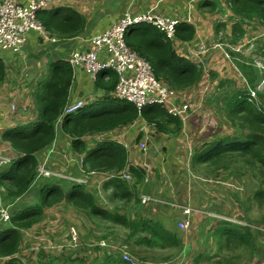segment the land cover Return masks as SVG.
Segmentation results:
<instances>
[{
  "label": "trees",
  "instance_id": "1",
  "mask_svg": "<svg viewBox=\"0 0 264 264\" xmlns=\"http://www.w3.org/2000/svg\"><path fill=\"white\" fill-rule=\"evenodd\" d=\"M219 1L224 3L227 13L236 16L240 20L251 21L264 30V0ZM217 6L214 2H198L196 14L198 17L203 14L206 15L205 20L208 21L209 13L216 11ZM37 19L51 36L58 39L75 37L83 31L85 26L83 18L67 8L51 7L50 9L41 10L37 13ZM243 23H241V27L244 26ZM198 24L201 27L202 23L200 21H198ZM240 29V26L235 27V31L243 32ZM176 35L180 42L191 44L195 40V29L187 23H181L177 27ZM125 42L132 51L150 63L156 78L173 90L183 91L204 80L203 68L197 66L194 60L184 54L179 55L165 35L155 28L149 26L137 27L125 35ZM183 51H186L184 47ZM261 52V55H264V48ZM250 66L257 72L259 71L252 63ZM240 69L245 71V64L243 67L240 66ZM50 70L51 75L43 86L46 92L37 101L36 105L40 108L35 109L32 121L23 124V126L20 123L19 127L9 128L1 136L2 141L7 142L18 155L22 156L16 157L6 166H0V188H4L5 195L11 199L24 196L30 189L36 175L37 154L54 142L55 124L67 102L72 82L71 67L66 62L57 61L50 67ZM5 77V64L0 58V85L4 83ZM105 77H108L107 81H104ZM256 81H258V77L253 76L249 78L248 83L252 85ZM96 82L102 89L112 94L117 78L113 71L106 70L97 76ZM42 85L39 89H42ZM102 102L109 103V108L87 114L84 107L79 113L66 117L62 124L63 134L68 139H77L73 142L70 141V150L84 156L83 167L87 172H113L118 176L125 169H128L134 179L132 185L129 186L128 183L115 178L106 186L107 189L109 187L113 189L111 197L115 196V199L125 200L129 203L134 200V206H137L140 201L136 199V188L143 182L144 171L130 167L128 154L124 146L117 142L103 141L102 143L93 144V147L89 149L81 139L85 136L102 135L128 128L138 120L143 121L147 126H153L156 133L176 137L181 132L183 124L180 120L169 117L160 106H150L138 110L132 104L120 101L112 95L93 105ZM229 103L232 106L231 116L237 117L240 113L245 114L244 121H246L249 130V133L245 136L246 139L238 141V139L223 138L204 146L192 156L191 166L193 168H211V172L214 173L213 167H218L223 159L234 158L235 156L252 166L258 165L264 169V112H260L261 110L256 108L257 101H253L248 94L238 92L230 99ZM19 121L21 122V120ZM29 124L32 125V128L27 127ZM136 139L140 142L143 139L142 134H138ZM71 163L76 166L75 162L72 161ZM255 197L264 199L262 193H257ZM60 202H64L75 210L102 221L129 229L127 240L136 235L146 233L150 235L148 239L145 236L136 239L134 241L135 245H156L160 248L165 246L175 248L181 245L177 234L160 229L158 223H149L144 220L130 221L124 215H120L118 211L117 213L109 212L101 208L96 203L93 194L83 185L75 184L69 192L53 185L41 189L38 203L33 207L14 211L13 215V212L11 213L10 223L0 229V258L18 257L24 250L29 249L26 239L40 233L43 230L42 226L45 230L52 228L54 218L68 221V217L64 218L57 212L52 211L53 207ZM214 220H218L219 225L222 224L221 226H214V228L220 230L219 236L225 235L230 240H235L240 245L249 247L252 256H254L256 245L253 244L252 231L247 230L248 228H245L244 231L232 230L230 227L232 225L227 221ZM178 222L179 220H176L175 227L180 231L177 227ZM261 234L264 235V232L262 231ZM96 239L100 240V237H96ZM94 242L97 245L98 241ZM81 243L82 246L77 253L69 257L68 262L63 261V264H92L94 259L100 262L96 258L100 253L99 246H95L96 252L93 253L89 248L93 247L94 243L87 245L82 238ZM86 247L87 250L85 251L84 248ZM90 252L93 253L94 259H90ZM43 253L40 251L36 253L38 256L35 261L36 264H43V260H45L44 264H58L61 261L60 258L54 259L45 253L54 259V261H51L48 257L43 256ZM104 253L103 261L106 264H111V254ZM4 264L22 263L18 258H11L5 261Z\"/></svg>",
  "mask_w": 264,
  "mask_h": 264
},
{
  "label": "crops",
  "instance_id": "2",
  "mask_svg": "<svg viewBox=\"0 0 264 264\" xmlns=\"http://www.w3.org/2000/svg\"><path fill=\"white\" fill-rule=\"evenodd\" d=\"M27 1L28 0H21L22 3H26ZM203 1L214 2L218 5L216 11H214L213 13H209V17L207 18L208 21L205 20L206 15L204 14L198 17L196 14L197 9L194 8L195 6L193 3L196 2V6H198V2ZM52 7L58 9L67 8L78 13L85 21L83 31L72 38L58 39L51 36L54 42H43L35 34H30L27 36L25 46L20 53L12 54L0 51V58L5 64V80L7 79L9 83V86L8 84H6L3 88L0 89V142L2 143L0 144V146H4V148L0 150V153L3 155L2 157L9 156L11 160L15 158H13V156H15L14 153L16 152L10 147L7 142L1 141V136L5 130H8L9 128L19 127L20 123L21 126H23V124L27 123L31 118L34 117V111L36 107H38L35 105L37 104L39 98H34L32 94L35 91V87L37 86V84L38 90L39 87L43 84L40 80L41 76L44 75L47 69L57 61H63L67 63L69 56H71L73 53L87 51L90 48L87 40L93 36L102 34L109 27H111V25L116 23L124 13L130 12L133 14H137L153 10L159 15L166 16L171 19H179L181 23H187L186 18L188 14H191L193 24H187L191 25L195 29V40L193 43H191L195 47L202 44L207 46L208 44L215 42L216 38L218 37L216 34L219 33L222 29L226 30L227 36H230L231 33L229 26L232 24V22H236V16H232L231 14L227 13L224 3L219 0H56ZM188 9L190 10L188 11ZM198 21L202 23L201 27L199 26ZM243 24V33L247 32L248 28H251V30L253 29V27H251V25H253L251 21L244 20ZM38 40L40 42H38ZM241 42H246V40L242 39ZM184 43L185 42H179L177 47L173 46L179 55L183 54ZM230 43L238 45L235 40ZM216 55L218 56L215 57ZM205 61L206 67L210 71V76L213 75V83L216 82V78H239V76L232 72L230 63L223 58V55L220 51L214 52L210 50L205 55ZM203 69L205 70V68ZM71 70L72 82L67 98V103L83 101L86 104L85 108H87L88 106H92L94 103L100 102L104 98L109 97V92L105 89H102L96 81L93 82L84 70ZM30 93L32 96H30ZM185 94L187 96H184V99H186L187 97L190 98V94H187L186 92ZM15 104L18 106V108H16ZM10 105L11 107L14 106L16 109L20 108L21 110H28L25 112V114L20 111L18 113H13L10 110ZM12 115H14V117ZM18 119L21 120V122ZM180 133L178 134V136L180 135ZM138 134H142V138H150L148 142V150L144 154L139 151L138 144L135 143ZM161 136H165L168 138L178 137H173L171 135L166 136L160 133L155 134V132L150 129V126H147L143 121L138 120L128 128L109 132L108 135H106L104 142H117L123 145L128 154V163L130 167L136 169L139 168L144 171L143 182L141 185L137 186V193L135 194L136 199L140 201V204H138L137 206L132 205L135 203L134 200H132L130 203L127 202L129 203L128 205L131 207V210L133 209L131 212H134V214L130 217L128 215L126 216V214L130 212L127 213V211L124 209L120 210L122 212V214L120 213V215H124L127 220L130 221L144 220L149 223H158L161 227L160 229H165L170 233L177 234L178 238L181 241V245L179 247L173 248L178 252L176 253V256L173 257L154 253L156 249L164 250L166 246L160 248L156 245L144 246L134 244V241L140 237L145 236L148 239L150 237L148 233L136 235L135 237L129 238V240H127V238L129 237L127 228L121 227L119 225H113L106 221H100L99 219L93 217L89 219L88 223L94 229H97V225L101 226L104 233L102 231L98 233V235L100 236V240H97L95 238L96 236L90 234L92 230H87L88 232H85V230L81 227H77V229L80 228L79 231L81 233L83 231L87 238H92L90 239V244L94 243L93 247L99 246L100 253L96 258L100 260V264H106L105 261H103L105 255L104 252L111 254V262L114 259L116 264H126L122 261L121 256L116 254L118 252V246H126L127 249H129L127 250L129 251L128 253L134 259H142V264H168L166 262H169L173 259L176 261H171V264H208L207 262L209 260H212L211 257L204 256V254L199 253V250H195L197 248L195 246L196 238L191 237L190 234L195 229H201L205 226V228H210L217 225L220 226L218 222H214L218 220H214L213 218L209 217L207 215L208 213H205L204 209L198 210L199 207L197 208L196 203H198L199 199H197V193L195 191H192V188L189 187L191 176L189 169L186 170L184 167L186 163L182 164L184 161V156L181 157L183 151L180 150V145H178L180 143L179 141H177L178 139L165 142ZM81 140L86 143L87 148L90 149L91 147H93L91 139L87 136L83 137ZM70 141V138L68 139V137L63 134L62 126L56 123L55 140L49 147L37 154L38 164L45 161L47 151L52 146H54L58 155L48 160L47 167L50 168V170L62 175H66L67 173L70 175V177L80 176L81 173L78 169V166L72 165L71 158L76 157L77 160L83 155H80L76 152H71ZM158 149L161 150V156L159 157L157 154ZM6 152L7 154H3ZM153 163H155L154 168H156V170H154V172H151L149 165L153 167ZM111 174H113V172H88L89 185L85 188H87L90 193L93 194L95 200L100 201L98 202L101 206H103V199L99 195V192L102 191L104 195H107L111 192L112 188L109 187L110 189H107L106 186L108 183L115 179H111ZM36 181H44L43 183L49 182V180L46 179H34L33 182ZM91 182L97 183V187L99 188V192L97 194L94 190L96 186ZM133 182L134 179L132 177L130 184H133ZM182 187L186 188L181 189ZM208 191H211V193L215 192L212 188H209ZM202 194H204V192ZM206 195H208V193ZM145 197H150L151 200L146 204H142L141 200ZM210 199L211 198H206V204H212V200L210 201ZM61 203L65 205L64 202ZM225 204H229V202L225 201ZM58 205L54 206L52 211H55L60 216L67 218L68 216H66L63 209L61 210L57 208ZM181 207H189L193 209L191 215V230L188 233L180 232L175 227L176 220H180L181 218ZM24 208L28 207H23L21 209ZM103 209L109 212L117 213V211L114 209L113 211L109 208ZM81 213L88 217L90 216L86 213ZM215 213H218L217 215L227 216L224 210H222V212ZM68 218V222L76 225L79 224L78 221L76 222L72 216ZM205 220L207 221L206 224ZM116 228L121 229V232L127 234L126 242L130 241V243H126V245L118 243L111 244L110 246L107 245V243H109L107 242L108 237L115 234L105 232V229H109L110 231L113 229L116 231ZM47 233H51V231L46 230L44 233L40 232L37 235L29 236L28 239H26L27 245L31 248L33 246H36L42 239L45 238L55 241L53 237L47 238V236L45 235ZM188 236H190V238H188ZM220 237H222V235ZM227 239L229 238L227 237ZM94 241H98L97 245ZM104 241L107 242L105 244L107 247H101L99 245L101 243L104 244ZM192 244L194 245V247L192 246ZM189 245H191L193 248L192 253H190L192 248ZM30 248L29 250L22 252L18 257H15V259L25 257L27 258L26 264H36L35 261L38 256L35 255L31 257ZM108 249H111L113 252L108 251ZM92 254L90 255V259H94ZM60 260H62L61 257ZM92 264H96V261L92 262Z\"/></svg>",
  "mask_w": 264,
  "mask_h": 264
},
{
  "label": "rangeland",
  "instance_id": "3",
  "mask_svg": "<svg viewBox=\"0 0 264 264\" xmlns=\"http://www.w3.org/2000/svg\"><path fill=\"white\" fill-rule=\"evenodd\" d=\"M193 4L195 6L194 8L197 9L196 2ZM242 22H244V20H240L236 17V22H232V24L229 26L231 33L230 36H227L226 30L222 29L219 33L216 34L218 36L216 38V41L207 45L209 48L216 44H221L223 46L224 51L227 52L230 59L233 58V60L232 62H230L225 58L224 54L223 58L230 63L232 72L239 76V78H216V82L213 83V75L210 76V71L206 67V61L200 59L194 60L197 66L205 68V70L203 69V74L205 75V77L204 80L202 82H199L196 86L183 90L182 96H187L185 92L187 94H190V99L187 100L190 105V117L186 123H182V130L177 138H168L165 136H161L165 142L178 139L177 141H179L180 143L178 144L180 145V150H182L184 153L181 154V157L184 156V161L182 164L186 163L184 167L186 170L189 169L191 176L189 187L192 188V191H195L198 194H196L197 199H199L198 203H196L197 208L199 207L198 210L204 209L205 213H208L207 215L211 218H220V220H226L229 224L232 225L230 226L232 230L238 229L240 231H244L245 228H248L247 230L252 231L253 233V244L255 243L256 245L254 256H252V251L249 247L242 246L235 240L227 239L225 235H222V237L218 236L220 230L214 228L213 226L210 228H205L206 226L203 225L205 227H202L201 229H195L190 234L191 237L196 238L195 246L197 248L195 250H199V253L212 258V260H209L207 262L208 264H264V235L261 234L262 231L264 232V199H262L261 197H255L257 193H262L264 195V169L258 165L252 166L242 159L236 158L235 156L234 158H225L221 161L218 167H213L214 173L211 172V168H193L191 166L192 156L198 150H201L204 146L212 144L213 142H217V140H222L223 138L238 139V141H244V139H246L245 136L247 133H249V130L246 121H244L245 114L240 113L237 117L231 116L232 106L229 102L236 93L239 92L248 95L250 93H253L254 97L251 99L253 101H257L256 108L258 110H261L260 112H264V87L258 89L257 86V84L260 82L259 79H261L260 76L263 73H258L259 71L257 72L253 67L250 66L251 63L255 66V68L264 66V55H261V51L264 48V30L259 25L253 24L251 25L253 29L251 30V28H248V31L245 33L235 31V27L239 26L241 28L240 30H243V28L241 27ZM38 38L44 42L43 39H41L40 37ZM242 39H245L246 42H241ZM234 40L238 45L230 43ZM38 42L40 41L38 40ZM218 51L222 52L221 50H215L214 52ZM244 64L245 71L240 69V66L243 67ZM50 75L51 70L50 68H48L46 73L40 78L41 83H43L41 87L42 89L38 90V84L35 87V91L32 94L34 98H40L45 94L46 91L43 86L44 83L49 79ZM253 76H255L256 78L258 77V81H256V83L254 82L255 84L253 83L252 85H250L248 83L249 78ZM6 84H8L9 86L7 79L2 85H0V89L3 88ZM32 95L30 93V96ZM194 97L197 99H195ZM109 106V103L102 102L98 105L89 106L84 111L87 114H91L98 112L101 109H107L109 108ZM16 108H18L17 105ZM39 108L40 106H38V108L36 107V109ZM12 116L14 117V115ZM27 127L32 128V125L29 124L27 125ZM155 134L157 133L155 132ZM135 143L138 144L139 140H136ZM0 144L2 143L0 142ZM3 148L4 146H0V150H2ZM3 154H7V152ZM157 154L158 157L161 156L160 149H158ZM14 155L15 156H13V158L16 156L22 157L21 155H18V153H14ZM154 165L155 163H153V167L149 165L151 172H154V170H156V168H154ZM65 176H67V178H70V175L67 173ZM43 182L44 181L33 182L31 189H29L26 194L20 198L21 200H18L12 206H10V204L13 203L14 199L7 197L5 195L6 191L4 190V188H0V206H4L7 209L9 208L7 211L9 217L11 218L12 212L13 215L14 211L20 210L23 207H33L36 203H38L39 192L43 187L56 185L63 189L65 192H69L71 187L74 186V184H72V182L67 179H49V182ZM91 183L96 186L94 190L97 194L99 192L97 183ZM128 184L129 186L131 185L130 181H128ZM207 187L212 188L215 192H209V188ZM185 188L186 187H182L181 189ZM112 191L113 189H111V192L107 195H104L103 192L100 191L99 195L103 199V206L99 204V200H95L96 203L99 206L103 208H109L112 211L114 209L119 212L120 210L125 209L127 213L130 212L126 214V216L128 215L130 217L131 215H133L134 212H131L133 209L131 210V207L128 205L129 203H127L125 200L120 201L118 199H115V196L111 197L110 195L112 194ZM203 192L204 194H202ZM207 193L208 195H206ZM205 196L207 199L211 198L210 201L212 200V204H206ZM225 201H228L229 204H225ZM57 208L61 210L63 209L66 216H72L76 222L78 221L79 224L76 225L68 221H63L62 219L59 220L58 218H54L53 227L46 229L51 231V233L45 234L47 238L53 237L56 242H62L63 235L66 233L69 226H74L76 228L81 227L85 230V232H88L87 230H92L90 234L96 237H100L98 235L100 231L104 233L100 225H97V229H94L90 226L88 221L89 219L93 218L92 216L88 217L82 214L80 211L75 210L68 204L64 205L61 202L59 203ZM222 210H224L227 216L217 215L218 213H215L222 212ZM119 213L122 214L121 211ZM206 223L207 221L205 220V224ZM221 225L222 224H220V226ZM2 228L3 227H0V229ZM42 229L43 230H41V232L44 233L46 230L43 226ZM78 230H80V228ZM257 230H259L260 232H258ZM121 231L122 230L119 228H116V231L113 229L111 231L109 229H105V232L115 235H110L107 240V242L109 243L104 241V244L107 243V245L110 246L114 243L124 245H126V243H130V241L126 242L127 234ZM127 232H129V229L127 230ZM80 234V237L87 244H90V239L92 238H87L83 231L82 233L80 232ZM190 236H188V238H190ZM189 246L191 248L192 246L194 247L193 244L192 246ZM89 249L93 252L95 251V247H90ZM84 250L86 251L87 247L84 248ZM77 251L78 250H73L72 252H67L66 255H62L61 257L63 258L58 264H63V261L68 262L69 257L74 256ZM108 251L112 250L108 249ZM177 252L178 251L175 250L173 246H166L164 250L156 249L154 253L173 257L176 256ZM192 252L193 248L190 253ZM116 254L120 255L119 252H117ZM43 256L48 257V259H50L51 261H54V259L46 255L45 253H43ZM136 260L139 262V264H142V259L138 260V258H136ZM94 261H96V259H94L92 262ZM171 261L176 260L173 259ZM171 261L166 263L171 264ZM97 262L100 264L99 261H96V263ZM42 263L44 264L45 260H43ZM111 264H115L114 259L112 260Z\"/></svg>",
  "mask_w": 264,
  "mask_h": 264
},
{
  "label": "built area",
  "instance_id": "4",
  "mask_svg": "<svg viewBox=\"0 0 264 264\" xmlns=\"http://www.w3.org/2000/svg\"><path fill=\"white\" fill-rule=\"evenodd\" d=\"M55 1L56 0H28L26 3H22L21 0H0V51L12 54L20 53L25 46L27 36L31 33L36 34L43 39L44 42H54L51 35L38 21L37 13L44 9H50ZM186 21L189 24H193L191 14H188ZM180 23L181 21L179 19H171L159 15L153 10L137 14L126 12L102 34L89 38L87 43L90 48L84 52L73 53L69 56L67 63L71 69L84 70L93 82L97 80V76L100 73L106 70L113 71L116 75L117 83L112 94L109 95H112L120 101L132 104L138 110L150 106H160L169 117L186 123L190 117V105L187 101L190 98L187 97L184 99L182 91L173 90L157 79L150 63L132 51L125 42V35L128 32L137 27L149 26L163 33L166 39L174 47H177L180 41L176 33ZM183 47L186 50L183 51V54L191 58V60L200 59L205 61V55L210 50H221L222 55L224 54L227 60L230 62L233 60V58L230 59L221 44H216L209 48L204 44L195 47L192 44L184 43ZM259 67L260 68H257L259 73L263 74L260 82L257 84L258 89L264 87V66ZM107 80V77L104 78V81ZM249 95L250 98L254 97L253 93ZM85 105L83 101L74 103L66 102L61 115L57 119V123L61 126L66 117L76 114L82 110ZM10 110L13 113H18L20 111L25 114L28 109L21 110L12 106ZM150 129L154 131L153 126H150ZM106 135H108V133L87 137L91 139L92 144H97L102 143ZM149 140V137H145L139 142L138 148L141 153L144 154L147 152ZM56 155H58L56 148L52 146L46 153L45 161L37 165L35 179H67L74 185L78 184L84 187L89 185V171L87 172L83 167L84 157H80L77 160L76 157L71 158V162H75L81 175L79 177L73 176L67 178V176L56 173L47 167L48 160ZM2 156L3 155L0 153V166H6L12 161L9 156ZM110 176L111 179L118 177L125 182L132 180V176L128 169H125L118 176L114 173ZM18 200H20V198L14 199L10 206L15 204ZM150 200V197H145L142 198L141 203L146 204L150 202ZM8 209L4 206H0V227H5L10 223ZM192 212L193 209L189 207H181V218L177 223V227L181 232L186 233L191 229ZM80 235L76 227L69 226L66 233L63 235L62 242H56L46 238L42 239L39 245L30 248L31 257L35 256L36 253L40 251L52 257L60 258L62 255H66L67 252L78 250L82 246ZM99 245L101 247H107L103 243ZM117 251L120 253L124 263L139 264L138 261L128 253L126 246H118ZM11 258L15 259V257ZM11 258H0V264H4L5 261ZM19 261L22 264H26L27 258L20 257Z\"/></svg>",
  "mask_w": 264,
  "mask_h": 264
},
{
  "label": "clouds",
  "instance_id": "5",
  "mask_svg": "<svg viewBox=\"0 0 264 264\" xmlns=\"http://www.w3.org/2000/svg\"><path fill=\"white\" fill-rule=\"evenodd\" d=\"M180 24H181V23H180ZM258 73H259V72H258ZM260 77L262 78V75H261ZM259 80H261V79H259ZM85 106H86V105H85ZM80 111H81V110H80ZM80 111H79V112H80ZM79 112H77V113H79ZM77 113H76V114H77ZM71 116H72V115H71ZM32 119H33V118H31V119L28 121V123L31 122ZM64 120H65V119H64ZM63 122H64V121H63ZM63 122H62V124H63ZM61 126H62V125H61ZM70 140L73 142V141H76L77 139H75V138H70ZM16 157H17V156H16ZM115 178H118V177H115ZM119 179H120V178H119ZM120 180H121V179H120ZM121 181H124V180H121ZM124 182H125V181H124ZM126 183H128V182H126ZM213 219H215V218H213ZM51 257H52V256H51ZM52 258H54V259H58V257H52Z\"/></svg>",
  "mask_w": 264,
  "mask_h": 264
},
{
  "label": "bare ground",
  "instance_id": "6",
  "mask_svg": "<svg viewBox=\"0 0 264 264\" xmlns=\"http://www.w3.org/2000/svg\"><path fill=\"white\" fill-rule=\"evenodd\" d=\"M60 184V183H59Z\"/></svg>",
  "mask_w": 264,
  "mask_h": 264
}]
</instances>
